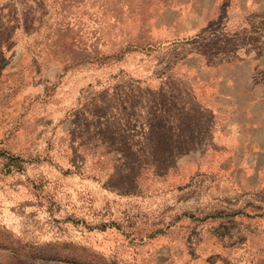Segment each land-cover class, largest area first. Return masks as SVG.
I'll return each mask as SVG.
<instances>
[{"label": "rangeland", "instance_id": "obj_1", "mask_svg": "<svg viewBox=\"0 0 264 264\" xmlns=\"http://www.w3.org/2000/svg\"><path fill=\"white\" fill-rule=\"evenodd\" d=\"M0 264H264V0H0Z\"/></svg>", "mask_w": 264, "mask_h": 264}]
</instances>
